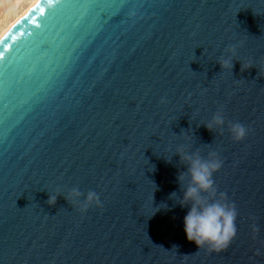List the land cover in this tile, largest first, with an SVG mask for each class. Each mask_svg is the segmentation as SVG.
<instances>
[{
	"label": "water",
	"instance_id": "1",
	"mask_svg": "<svg viewBox=\"0 0 264 264\" xmlns=\"http://www.w3.org/2000/svg\"><path fill=\"white\" fill-rule=\"evenodd\" d=\"M218 109L224 129L209 131ZM185 142L217 153L215 186L237 210L218 253L186 239L187 208L169 199L185 166L158 156ZM72 187L102 207L47 203ZM0 264H264V0L30 9L0 40Z\"/></svg>",
	"mask_w": 264,
	"mask_h": 264
},
{
	"label": "clouds",
	"instance_id": "2",
	"mask_svg": "<svg viewBox=\"0 0 264 264\" xmlns=\"http://www.w3.org/2000/svg\"><path fill=\"white\" fill-rule=\"evenodd\" d=\"M228 51L229 55L217 61L221 71L225 69L232 71L233 69L232 57L235 55V48L231 47ZM203 126L209 131L213 129L223 131L225 118L222 109H218ZM228 131L236 142L244 139L247 134L246 127L238 122L232 123ZM174 156L178 157L179 163L185 166V171L179 172L176 177L182 190V196L177 197L174 191L170 193L169 199L181 208H187L183 217V232L186 239L193 242L197 248H206L209 252L218 253L225 250L237 234V210L234 204L227 201L225 194L219 192L215 186L213 177L221 168L222 161L215 152L202 156L198 149L188 150L187 142L178 144L169 155L160 154L158 157L171 163ZM47 193L49 205H54L57 198L63 196L81 213L86 212L90 207H102L99 195L92 190L84 193L78 187H72L67 191L57 188L54 192ZM167 208L165 203L156 207L157 211L167 210Z\"/></svg>",
	"mask_w": 264,
	"mask_h": 264
},
{
	"label": "bare ground",
	"instance_id": "3",
	"mask_svg": "<svg viewBox=\"0 0 264 264\" xmlns=\"http://www.w3.org/2000/svg\"><path fill=\"white\" fill-rule=\"evenodd\" d=\"M40 0H10L0 13V40Z\"/></svg>",
	"mask_w": 264,
	"mask_h": 264
},
{
	"label": "rangeland",
	"instance_id": "4",
	"mask_svg": "<svg viewBox=\"0 0 264 264\" xmlns=\"http://www.w3.org/2000/svg\"><path fill=\"white\" fill-rule=\"evenodd\" d=\"M9 2L10 0H0V13Z\"/></svg>",
	"mask_w": 264,
	"mask_h": 264
}]
</instances>
